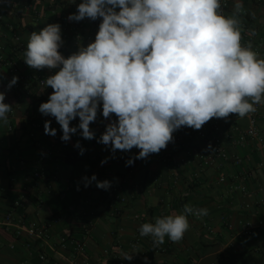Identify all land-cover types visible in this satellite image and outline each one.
I'll return each mask as SVG.
<instances>
[{"label": "crops", "instance_id": "crops-1", "mask_svg": "<svg viewBox=\"0 0 264 264\" xmlns=\"http://www.w3.org/2000/svg\"><path fill=\"white\" fill-rule=\"evenodd\" d=\"M81 2L35 0L33 8L26 10V0H0V45L24 78L18 90H8L6 86L16 73L9 65L1 68L0 92L5 93L4 102L12 105V111L8 124L0 125V218L12 212L25 221L42 223L55 214L64 215L43 245L25 238L30 240L26 246V240L17 238L12 228L0 225V264H41L39 251L57 257L61 252L56 244L59 236L78 226L79 219L73 218L76 212H84L94 222L87 240L90 264H113L123 253L132 254L136 264H145V257L147 264H264V227L250 235L241 233L244 222L264 219V147L254 140L238 139L247 126L246 117L230 114L219 131L228 158L215 159L203 170L197 155H212L213 150H207L210 144L206 138L194 135L196 130L187 126L175 131L174 140L158 154L135 159L133 165L126 166L140 149L113 153L97 142L106 125L118 119L115 114L110 120L103 117L102 102L96 121L90 123L94 139L73 134L63 142L60 132L45 134L38 109L46 100L36 93V79L42 70L29 67L23 53L29 35L48 24L61 26L63 44L58 51L63 56L94 42L102 18L68 20ZM227 2L224 15L235 14L238 20H246V45L251 43L258 58L264 59V0ZM237 3L243 5V17L236 12ZM75 32L81 34L77 40ZM79 122L76 117L70 123L76 127ZM258 126L264 129V121ZM77 141L85 149L83 155L75 147ZM43 153L41 177L35 178L36 161ZM88 174H95L98 181H110V189L97 188L96 182L85 187L83 178ZM221 176L224 182L218 181ZM16 201H21V206H15ZM185 204L207 208L208 215L188 216L190 228L180 242L165 237V242L154 248L150 236L138 237L135 215H141L144 223H154L156 217L180 214ZM68 208L74 212H67Z\"/></svg>", "mask_w": 264, "mask_h": 264}, {"label": "clouds", "instance_id": "clouds-1", "mask_svg": "<svg viewBox=\"0 0 264 264\" xmlns=\"http://www.w3.org/2000/svg\"><path fill=\"white\" fill-rule=\"evenodd\" d=\"M220 8V0H83L69 21L102 18L87 47L65 58L58 51L63 44L59 24H48L28 37L24 62L36 70L58 69L45 81L53 92L39 112L55 118L63 142L78 129L84 139L92 140L90 123L96 121L102 102L103 117L110 120L115 114L118 119L106 125L97 142L113 153L140 149L126 166L158 154L182 126L199 130L212 118H245L256 112L255 105L264 104V59L251 43L242 45L236 15L225 16ZM242 8L235 4L237 13ZM18 79L13 76L7 89ZM4 101L5 93L0 92V125L8 124L12 111ZM76 117L80 122L71 127ZM50 124L45 122V134L55 136ZM75 147L83 155L79 141ZM83 180L85 187L92 182L103 190L111 187L95 174ZM207 215V208L185 204L180 214L143 223L139 234L150 236L154 248L165 237L177 243L190 228L188 216ZM122 258L130 261L133 255L123 253Z\"/></svg>", "mask_w": 264, "mask_h": 264}, {"label": "built area", "instance_id": "built-area-1", "mask_svg": "<svg viewBox=\"0 0 264 264\" xmlns=\"http://www.w3.org/2000/svg\"><path fill=\"white\" fill-rule=\"evenodd\" d=\"M35 0H26V10H30L33 8ZM221 8L219 9L220 13L224 15L225 10L228 7L227 0H220ZM239 15H243L244 12L241 10L238 12ZM1 18V16H0ZM240 20V28L242 30V45H246L248 42V30L246 28V20L241 18ZM73 37L77 40L81 37L80 32H75ZM72 54H69L70 56ZM67 56V57H68ZM264 58V53H263ZM66 57V58H67ZM9 65L10 71L13 73L18 72V69L15 65V63L8 62L6 60V57L3 53V47L0 45V72L1 68L3 66ZM57 69H48L44 68L41 71L40 76L36 79V89H37V96L40 98H43L46 100V102L49 99V96L52 94L53 89L49 86L46 87V79L54 74V71ZM20 81L24 83L23 76H20ZM19 82H17L13 88L19 89L20 88ZM257 108V111L254 113H249L247 118V126L243 132H240V136L238 137L239 140H242L244 138L254 140L258 143L259 146L264 147V129L260 128L258 126V123L260 121H264V104H258L255 105ZM230 120L227 118L225 120L224 118H212L210 121L205 123L201 129L196 130L194 135H198L202 138H206L208 143L212 146V155H207L204 153H200L197 155V162L200 169H205L211 166L215 159H222L226 160L228 158V155L226 153L225 147L222 144V139L219 131L225 126L226 122ZM46 121H51L50 127L56 129V132L62 133L61 126L57 123L54 117L51 116H44L41 117L42 125L45 124ZM233 122V121H231ZM71 127H74L72 123H70ZM207 126V127H205ZM231 126L234 130H238V127L236 124L231 123ZM185 126H182L178 131H183ZM193 128H191V131ZM208 131V132H207ZM82 130L77 131L75 133V136L78 138H83L81 135ZM212 132H215V134H212ZM207 133V135H206ZM190 136L193 135V133H189ZM45 154H41L37 158V168L33 172V175L35 178L41 177V169L39 167L40 163L44 160ZM219 182H224L225 177L221 176L218 179ZM188 193H185L184 195H187ZM64 196V194L62 195ZM15 206H21V201H16L14 203ZM67 212H74L73 208H68ZM64 215L55 214L54 216H51L46 221L42 223H38L31 220H26L24 217H17L12 212H6L5 214L1 215L0 218V225L4 226L5 228H12L14 230V233L17 238L21 239H36L40 241L43 244H47L48 240L51 236V228L61 222ZM75 219H79L78 226L72 230H69L66 233H63L59 236V238L56 241V244L58 248L61 250L59 255L57 257L53 255L46 254L45 252H38V258L40 260L41 264H90L89 263V257L87 253V240L91 234V231L94 226V222L91 218L86 217L84 212H76L75 216L73 217ZM135 219L138 222L139 227L144 223V219L141 215H135ZM260 227H264V219L257 221L256 223H253L251 221H246L243 224V230L241 233L243 235H250L252 232ZM138 237H141L139 234L138 229ZM26 241V246H30V240ZM136 243V242H135ZM9 248H13V245H9ZM113 264H136L135 261L132 260H126L123 259L122 256H118L114 259Z\"/></svg>", "mask_w": 264, "mask_h": 264}, {"label": "trees", "instance_id": "trees-1", "mask_svg": "<svg viewBox=\"0 0 264 264\" xmlns=\"http://www.w3.org/2000/svg\"><path fill=\"white\" fill-rule=\"evenodd\" d=\"M243 17L244 15H239V17ZM240 21V20H239ZM3 47V46H2ZM3 53H4V55H5V57H6V60L8 61V62H13L11 59H9L7 56H6V54H5V49L3 48ZM68 55H65L64 57L66 58ZM16 65V67H17V64H15ZM20 76H22V74L21 73H19V70H18V72H17V74H16V77H18V78H20ZM18 82H19V84L20 85H22L23 84V82L22 81H20V79H18ZM86 177H89V178H91V174H88Z\"/></svg>", "mask_w": 264, "mask_h": 264}]
</instances>
